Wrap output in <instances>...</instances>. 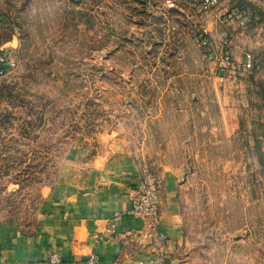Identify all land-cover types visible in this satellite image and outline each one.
<instances>
[{
	"label": "rangeland",
	"instance_id": "1",
	"mask_svg": "<svg viewBox=\"0 0 264 264\" xmlns=\"http://www.w3.org/2000/svg\"><path fill=\"white\" fill-rule=\"evenodd\" d=\"M163 4L0 0V218L36 222L71 151L117 141L149 172L177 164L186 264H264V94L250 81L226 136L205 25Z\"/></svg>",
	"mask_w": 264,
	"mask_h": 264
},
{
	"label": "crops",
	"instance_id": "2",
	"mask_svg": "<svg viewBox=\"0 0 264 264\" xmlns=\"http://www.w3.org/2000/svg\"><path fill=\"white\" fill-rule=\"evenodd\" d=\"M203 3L164 0L163 6L176 7L179 25L203 24L209 39L228 42L235 69L220 93L221 130L232 137L241 130L242 106L253 100L250 81L264 94V0H218L206 13ZM232 10L242 17L226 22ZM1 29L0 24V35ZM248 55L254 57L250 70L245 67ZM145 166L122 142L73 149L36 222L24 225L0 218V264H45L54 253L60 255V264H88L92 255L100 264H186L179 173L165 153L157 165L162 182L158 220L131 213Z\"/></svg>",
	"mask_w": 264,
	"mask_h": 264
},
{
	"label": "built area",
	"instance_id": "3",
	"mask_svg": "<svg viewBox=\"0 0 264 264\" xmlns=\"http://www.w3.org/2000/svg\"><path fill=\"white\" fill-rule=\"evenodd\" d=\"M218 0H204L203 12L206 13L211 10L212 5ZM174 6L171 5L170 9ZM226 22L242 17V13L237 10H232L227 13ZM197 43L200 48L205 49V57L208 61L214 63L217 67L218 78L225 82L229 74L234 71L235 64L231 54L228 52V42L216 41L207 37V32L204 29L203 33L197 38ZM254 57L248 55L246 62V69L250 70L254 66ZM14 68L15 63L9 62V58L0 53V79L5 77L8 68ZM162 208V182L160 177L155 173L144 171L140 181V191L138 196L134 199V204L131 213L143 218H150L156 222ZM61 257L58 253L52 254L45 264H60ZM88 264H100L96 255L89 258Z\"/></svg>",
	"mask_w": 264,
	"mask_h": 264
},
{
	"label": "trees",
	"instance_id": "4",
	"mask_svg": "<svg viewBox=\"0 0 264 264\" xmlns=\"http://www.w3.org/2000/svg\"><path fill=\"white\" fill-rule=\"evenodd\" d=\"M2 97H3V96H2ZM8 97H10V98H11V93H9V94L7 95V98H8ZM0 100H1V99H0Z\"/></svg>",
	"mask_w": 264,
	"mask_h": 264
}]
</instances>
